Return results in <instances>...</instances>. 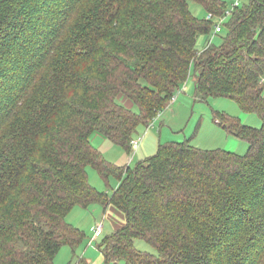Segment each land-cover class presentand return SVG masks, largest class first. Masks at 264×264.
<instances>
[{
  "label": "trees",
  "instance_id": "1",
  "mask_svg": "<svg viewBox=\"0 0 264 264\" xmlns=\"http://www.w3.org/2000/svg\"><path fill=\"white\" fill-rule=\"evenodd\" d=\"M191 1L228 10L224 0H0V264H55L84 240L67 215L92 204L125 214L98 244L106 263L264 264V0L233 6L222 44L203 50L216 23ZM191 72L197 100L232 98L260 117L257 128L215 113L245 154L185 140L131 167L93 146L99 133L130 152L138 124ZM90 166L118 174L111 195L90 183Z\"/></svg>",
  "mask_w": 264,
  "mask_h": 264
},
{
  "label": "rangeland",
  "instance_id": "2",
  "mask_svg": "<svg viewBox=\"0 0 264 264\" xmlns=\"http://www.w3.org/2000/svg\"><path fill=\"white\" fill-rule=\"evenodd\" d=\"M224 1L229 10L236 1L240 2V7L250 2V0ZM190 10L193 15L201 19H206L209 16L206 8L198 2L191 1ZM219 20L220 18L216 15L212 17L213 22ZM229 20L230 16L224 14L222 32L215 33V30H212L210 34L201 35L198 40V49L203 50L208 43L221 45L223 37L228 33ZM195 87L193 72H191L188 79L175 91V100L164 111L151 119L152 121L138 124L134 136L138 145L133 146L130 152L99 133L93 134L91 138L93 146L113 164L131 167L157 153L160 144L185 140L202 149L222 148L245 154L249 147L248 143L229 134L215 121V113L228 114L238 118L244 124L257 128L262 125L260 117L255 113L244 112L232 98L211 96L207 100H197ZM133 110L137 112L138 107L133 106ZM87 170L90 183L99 191L111 195L118 186L120 181L118 174L112 173L108 178H104L92 166ZM66 219L84 232V240L76 250L68 245L63 246L56 255L55 264H76L77 256L84 257L88 264H129L125 260L106 263L98 248L102 238L112 233L121 221H125V214L121 208L114 204H109L107 207L101 204H92L89 207L76 206L69 212ZM98 224H103V231L99 233L96 231ZM135 244L141 251L157 254V249L143 239H137Z\"/></svg>",
  "mask_w": 264,
  "mask_h": 264
},
{
  "label": "built area",
  "instance_id": "3",
  "mask_svg": "<svg viewBox=\"0 0 264 264\" xmlns=\"http://www.w3.org/2000/svg\"><path fill=\"white\" fill-rule=\"evenodd\" d=\"M238 5H240V2L239 1H236L235 2V4H234V6H238ZM231 11L228 9L227 11H226V14H229ZM214 15L212 14V13H209V16H208V18L209 19H212V17H213ZM219 18H220V20L219 21H217V22H215L216 23V25H215V31L216 32H221L222 31V29H223V27H222V24H223V20H224V16H218ZM175 96L173 97V99H172V101H174L175 100ZM133 144L136 146L137 144H138V141L137 140H133ZM103 230V224H98L97 225V227H96V231H97V233H99V232H101Z\"/></svg>",
  "mask_w": 264,
  "mask_h": 264
},
{
  "label": "crops",
  "instance_id": "4",
  "mask_svg": "<svg viewBox=\"0 0 264 264\" xmlns=\"http://www.w3.org/2000/svg\"><path fill=\"white\" fill-rule=\"evenodd\" d=\"M194 81H195V78H194ZM97 135H98V134H97ZM137 145H138V144H137ZM137 145H136V146H137ZM136 146H134V147H136ZM123 222H125V221H121V223H120V225H118V227L122 226V225L124 224ZM118 227H116L115 230H116ZM102 231H103V230H102Z\"/></svg>",
  "mask_w": 264,
  "mask_h": 264
}]
</instances>
